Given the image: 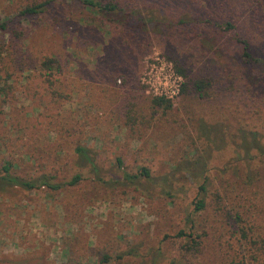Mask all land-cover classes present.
I'll return each mask as SVG.
<instances>
[{
	"label": "rangeland",
	"instance_id": "obj_1",
	"mask_svg": "<svg viewBox=\"0 0 264 264\" xmlns=\"http://www.w3.org/2000/svg\"><path fill=\"white\" fill-rule=\"evenodd\" d=\"M46 1L0 0V177L8 163L37 184L0 181V264H151L155 252L160 264H264V160L253 149L254 139L264 148V73L217 20L180 24L159 0H133L128 11L159 24L130 22L124 36L76 0L22 15ZM202 3L187 16L202 17ZM163 83L172 98L155 91ZM45 176L61 187L38 186ZM218 199L256 245L218 216ZM180 230L199 244L186 260Z\"/></svg>",
	"mask_w": 264,
	"mask_h": 264
},
{
	"label": "trees",
	"instance_id": "obj_2",
	"mask_svg": "<svg viewBox=\"0 0 264 264\" xmlns=\"http://www.w3.org/2000/svg\"><path fill=\"white\" fill-rule=\"evenodd\" d=\"M84 7L92 9L93 11L97 12L100 15V21L102 24H110L113 25L115 28H119L124 35H129L128 30L135 28L133 24L130 25V22H137L141 25H150L159 24L158 20L154 19L153 17L145 18L141 15L139 11V16L135 15V12L128 11L133 10L134 8V1L133 0H76ZM197 1L200 0H159L160 4H157L158 8H167L169 10H176L177 12H182L184 14L179 20L178 23L180 24H199L202 23L204 26H210L215 22V27L222 29L224 33H228L230 36V40L233 41L235 46L238 48V57L245 65L252 66L257 68L261 72L264 73V0H211L212 3L208 5L206 0H202V9L204 11L203 15L196 14L195 16H202L197 17L194 20L189 15L187 16L188 12L190 11V7L192 4H195ZM51 0H47L45 3L39 4L34 7L26 8L23 12V16L29 15H36L40 12L44 6L48 5ZM189 3V4H187ZM171 5V7H169ZM174 13V12H173ZM218 14V17L215 16ZM186 16V17H185ZM4 28V25L1 26V29ZM143 28V27H142ZM131 34V33H130ZM257 42V44H254ZM3 45L0 42V60L3 54ZM112 52H108L107 55H111ZM52 61L47 60L42 63V67L46 72H50L52 70L51 66ZM180 73L181 71L178 70ZM47 78H50V75H46ZM49 81V80H48ZM196 91L201 94L202 93V85L201 83L196 82L194 84ZM201 96V95H199ZM159 102L162 100L157 99ZM254 148L258 151L257 158L259 161L264 160V148L263 145L260 144V141L254 139L253 140ZM78 154L81 158L90 165L94 171L96 168L94 166V161L89 157L88 151L84 148L78 149ZM11 165L6 163L3 167V173L5 174L2 178L0 177V181H4V185L6 186H17L25 190H33L37 187V184L34 183L35 181H30L25 178L12 176L10 174ZM141 175H145L148 177V171L146 169L141 170ZM53 178L43 177L42 180L39 182L38 186H45L52 190H57L61 186L58 184H53ZM80 180L79 176H75L71 179L70 182L67 184L73 186L77 184ZM200 190H203V187H200ZM221 200L218 199L215 201V211L218 213V216L225 222V219L231 220L233 225L238 227L237 231L240 235L241 239L249 241L252 245H256L257 240L261 239L259 235L253 234L252 236L248 237L250 233H252V228L244 227L242 224L244 220L242 219V214L237 213V211H233L230 216H227L225 207L220 205ZM206 208V203L203 199H197L194 204L195 211H201ZM241 225V227H240ZM207 233V231H206ZM178 237L188 240V244L185 246L184 249V256L185 260L194 252L199 250V244L195 243V237H193L192 232H186L184 230H180L178 232ZM209 233L206 236L209 237ZM198 239L201 240L200 235H196ZM206 238V239H207ZM199 240V241H200ZM261 240L264 241V238ZM151 264H160V259L163 257L162 253H152L151 254ZM254 256H252L253 258ZM123 259L122 256H118L116 259L112 258L108 255H103L99 264H121V260ZM244 259L241 258V261ZM229 264H236L235 261H230ZM240 264H243L241 262Z\"/></svg>",
	"mask_w": 264,
	"mask_h": 264
},
{
	"label": "built area",
	"instance_id": "obj_3",
	"mask_svg": "<svg viewBox=\"0 0 264 264\" xmlns=\"http://www.w3.org/2000/svg\"><path fill=\"white\" fill-rule=\"evenodd\" d=\"M169 71H170L172 77L174 78V80L177 83V81H179L180 77H178L177 75H175V73L172 71V68H170ZM166 87H167V83H163L162 86L156 87L155 91L157 92V89H159V90H161V92L159 93L160 96H166L168 98H172L171 94H169L166 91V89H165ZM172 94H175V92H172Z\"/></svg>",
	"mask_w": 264,
	"mask_h": 264
}]
</instances>
